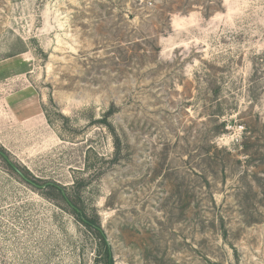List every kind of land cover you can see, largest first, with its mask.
<instances>
[{"label":"rangeland","instance_id":"374dc122","mask_svg":"<svg viewBox=\"0 0 264 264\" xmlns=\"http://www.w3.org/2000/svg\"><path fill=\"white\" fill-rule=\"evenodd\" d=\"M0 145V264H94L45 183L115 264H264V0H0Z\"/></svg>","mask_w":264,"mask_h":264},{"label":"trees","instance_id":"16d2710c","mask_svg":"<svg viewBox=\"0 0 264 264\" xmlns=\"http://www.w3.org/2000/svg\"><path fill=\"white\" fill-rule=\"evenodd\" d=\"M116 112L115 108L110 109V111L105 115L103 124L108 127L114 135L115 138V148L117 154H120L122 148V142L119 136L114 131V128L109 124L108 119L114 115ZM0 158L9 164L10 168L17 172L9 163L7 158V152L0 145ZM26 178H30L29 172L23 171L20 167H17ZM18 173V172H17ZM19 174V173H18ZM20 175V174H19ZM38 189H44L50 195V198L62 201L71 211V214L75 217L78 222H80L86 230L90 233L93 240L95 241V260L94 264H115L113 250L110 242L108 241L107 235L101 227L100 222L97 218L88 216L86 210L82 205H80V195L75 192L74 194H68L66 189L55 183H45L43 186L34 185Z\"/></svg>","mask_w":264,"mask_h":264},{"label":"water","instance_id":"95a60500","mask_svg":"<svg viewBox=\"0 0 264 264\" xmlns=\"http://www.w3.org/2000/svg\"><path fill=\"white\" fill-rule=\"evenodd\" d=\"M10 163V165L20 174V176L24 179V180H26V182H30L31 184H34V183H32L29 179H27L20 171H18V169L11 163V162H9Z\"/></svg>","mask_w":264,"mask_h":264}]
</instances>
